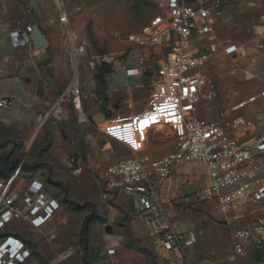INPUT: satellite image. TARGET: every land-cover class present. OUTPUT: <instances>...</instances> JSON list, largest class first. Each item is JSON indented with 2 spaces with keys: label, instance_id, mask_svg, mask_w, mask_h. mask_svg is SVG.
Here are the masks:
<instances>
[{
  "label": "built area",
  "instance_id": "obj_1",
  "mask_svg": "<svg viewBox=\"0 0 264 264\" xmlns=\"http://www.w3.org/2000/svg\"><path fill=\"white\" fill-rule=\"evenodd\" d=\"M223 0L197 5L189 0H161L159 12L152 16L140 30L127 35V41L145 49L160 47L161 58L157 60L156 78L151 86L149 106L136 118L137 133L158 132L173 127L175 142L166 153H143L120 157L101 169L100 198L104 201L128 194L140 219L145 223L155 243L164 253L175 255L174 261L193 264L186 247L197 243L200 234L196 229H181L173 219L172 202L178 210L180 188L187 182V174L181 167L203 162L206 172L203 183L196 192L200 201L217 203L220 217L235 238L232 259H242L249 254L248 246L264 247V169L262 175L253 176L243 165L259 167L264 160V133L244 138L249 131V120L238 110L248 102L264 97V87L248 100L231 107L233 114L227 119L198 116L204 101L213 100L218 94L216 80L203 71L219 49L217 43L208 46L199 42L200 37L214 31L216 17L221 15ZM60 21L70 36L67 44L74 63V78L64 94L72 101L74 109L84 110V96L77 76L79 55L85 54V46L75 44L68 27L67 13L60 9ZM14 47L33 43L32 25L14 27L10 31ZM165 37V38H164ZM224 52L240 51L236 43L224 46ZM128 76L141 73L146 59L138 57L134 49L118 59ZM14 105L10 98L0 99V107ZM24 160L8 178L0 176V229L24 217L25 210L32 225H47L61 210L60 200L46 194L44 183L34 180L24 194L11 188L19 175ZM74 175H81L90 167L76 156L66 161ZM24 206H22V198ZM259 205L261 214L252 226L242 227V208ZM178 251L179 254H175ZM115 250H110L114 253ZM72 249L63 256L70 257ZM30 251L25 241L14 235L0 239V264H32L28 261ZM264 264V256L261 260Z\"/></svg>",
  "mask_w": 264,
  "mask_h": 264
},
{
  "label": "crops",
  "instance_id": "obj_2",
  "mask_svg": "<svg viewBox=\"0 0 264 264\" xmlns=\"http://www.w3.org/2000/svg\"><path fill=\"white\" fill-rule=\"evenodd\" d=\"M36 1L37 4L35 6L30 5V0L26 5L35 10L36 19L34 21L31 20L30 25L34 23L38 24L49 39V45L41 49L36 48L34 43L27 46L14 47L10 31L17 26L25 28L26 25L21 26L16 22L12 24L13 22L6 17L8 7L5 9L2 5L0 6V11L3 12L2 17L0 16V99L10 98L14 100L12 107L6 109L0 107V134L1 138L18 140L24 143L25 152L27 154L30 153V157L36 156L37 158L35 160L30 158L29 161H45L51 165V172H47L46 174L39 173L32 181L39 180L44 183L45 189L49 185L55 190L59 182L57 179H60L62 183H67L70 180L74 184V177L79 176L74 175L66 166V161L70 157L76 156L81 162L90 165L84 173H92L97 169L101 173L104 165L113 163L124 156L115 151L111 143L107 144L103 142L102 134L105 131L102 128L96 127V125H100L103 122V116L99 117L102 121L98 123L94 121V118L101 113V105L103 103H108L111 106L114 104L116 106L114 108L112 106L109 110H106L109 115L111 111L116 112L119 108L117 98L122 93H125L127 96L123 100V103L127 107V110L124 114L134 121L138 114L149 106L151 86L157 74V60L162 56L158 58L153 56L155 48L152 50L148 49L150 52L146 57L139 54L135 50V47H142L134 46L127 41V37L125 41L131 46L130 48L124 50L118 56L112 55L110 58L105 56L97 57L95 60L93 59V61L89 62V68L84 60L79 62L84 54L79 55L77 76L84 96V110L72 109L69 105V99H65L64 94L70 86L73 77L72 73H75V70L72 54L63 38L62 27L66 31L65 25L60 21V9H63L68 15V6L64 0H55L57 4V17L54 18L52 16L50 24L57 23V25L52 26L53 28L48 30L42 24L39 15V11L44 6L43 2L46 0ZM189 1L197 5H205L209 4L212 0ZM223 1L222 12L220 16L216 17L214 31L199 39V42L206 46L211 43H217L219 46L218 51L213 54L211 61L203 68V71L206 72L210 68V65L219 57L230 56L236 60H244V57L256 53L260 54V56L257 60L258 63L253 68L257 73L264 72V0ZM19 18H23L21 12L19 13ZM231 43H236L240 47V51L233 54L225 53L223 50L224 46ZM132 49H134L138 57L146 59V63L141 68V73L128 76L118 59L124 57ZM105 63L110 65L112 72L106 74V83L103 84L97 80L96 74L104 69ZM245 67L244 69L249 68V66ZM151 69L153 70V74L150 73ZM262 79L264 81V74L262 75ZM262 87H264V84L255 93L236 100L227 107V112L224 115L217 114L218 116H214L211 111H207V115L200 116L227 119L233 114L231 111L233 105L240 101L248 100L250 96L257 94ZM217 97L218 94L213 100H216ZM213 100H210V102ZM204 102L201 103L199 111L202 109ZM238 111L246 116L250 123L249 131L246 135H243L244 138L264 133V97H260L254 102H248ZM114 127L116 128L115 125ZM46 130H48V135H46ZM150 133L156 134V132ZM39 137H41V141L37 146V142H39L37 139ZM125 144L128 143L125 142ZM171 147L172 145L161 152L148 153H166ZM189 165L181 167L180 171L187 174V182L190 178L199 176L196 183L186 185V187L191 185L196 186V191L194 192L196 194L203 183V178L202 175H198L194 170L188 168ZM244 166L253 171V176L262 175L264 160L263 165L259 167ZM50 177H52V180H50ZM185 194H187L186 191ZM50 195L60 199L59 196L53 193ZM119 198H127L133 204L132 198L126 193H121L115 200ZM180 198L178 204L182 203ZM210 202L216 206L218 212L217 222L219 229L216 231V234H218L216 242L206 238L208 236L206 234L209 233L207 230L179 226L175 222L176 226L181 229H196L200 234L199 241L185 249L192 263L262 264L261 261L253 260L255 249L252 246H248L249 254L246 257L242 259L231 258L235 253V238L222 221L217 203ZM133 207L135 209V206ZM241 212L242 218L239 224L242 227L252 226L253 221L261 214L259 205L245 206ZM145 230L151 240L154 241L147 227H145ZM211 235L213 236L212 231ZM161 251L163 252L162 249ZM163 254L173 264H181L176 262L177 258L175 255L172 258V255L164 252ZM175 254H179L178 251ZM175 259L176 261H174Z\"/></svg>",
  "mask_w": 264,
  "mask_h": 264
},
{
  "label": "rangeland",
  "instance_id": "obj_3",
  "mask_svg": "<svg viewBox=\"0 0 264 264\" xmlns=\"http://www.w3.org/2000/svg\"><path fill=\"white\" fill-rule=\"evenodd\" d=\"M28 1L0 0V6L2 5L5 9L8 7L6 17L13 22L12 24L16 22L21 26H27L30 25L31 20L36 19L35 10L26 5ZM64 1L68 6V27L71 36L77 45H84L86 49L79 62L84 60L88 66L89 62L97 57L118 56L130 48L131 46L125 41L127 35L140 30L152 16L159 12L161 0ZM43 5L39 11L40 20L50 30L53 28L52 26L57 25V23L50 24V18L52 16L57 17V4L55 0H46ZM20 12L23 18H19ZM2 14L3 12L0 11V16ZM62 29L64 41L68 44L70 36L63 27ZM74 32L76 33L74 34ZM135 50L145 57L150 52L148 49L138 47H135ZM154 51L153 56L157 58L164 54L161 48H155ZM259 56L260 54L254 53L244 57V60H236L230 56L216 59L206 72L218 83V97L211 102H204L197 115L205 116L207 111H211L214 116H218L217 114L224 115L227 112V107L236 100L255 93L264 84L262 79L264 72L257 73L253 68L258 63ZM245 65L249 68L244 69ZM150 73L153 74L152 69ZM72 76L74 78V73ZM126 96L125 93H122L117 98L119 108L116 112L111 111L109 115L107 111L101 109L104 120L96 127L105 131L102 134L103 142L111 143L115 151L124 155L123 157L148 152H161L173 145L176 140L173 127L160 130L156 134L148 133L147 135L134 131L137 117L132 121L124 114L127 110L123 103ZM112 106L116 107L114 104ZM96 109L98 108L96 107ZM41 137L37 139L39 141L37 146L40 144ZM1 141L6 144L0 148V153L9 149L12 140L2 137ZM14 156L20 157L24 162H28L30 158L32 160L37 159L36 156L30 157V153L27 154L25 149L20 150V153ZM2 166V173L7 176L10 175L11 168ZM188 168L194 170L198 175H203L206 164L203 162L191 163ZM74 178V184L70 180L67 183H62L60 179L55 178L65 185V187L59 185L55 190L47 185L45 192L48 195L59 192L62 196L61 193L65 188L68 191L67 197L64 196L61 210L47 225L35 228L28 211L25 210L22 220L10 223L4 230L0 231L5 235H21L31 250L35 248L40 253L43 260L32 250V256L29 258L30 263L92 264L85 257L79 242L80 228L83 222L90 217L88 221L90 227L89 249L96 255L99 264H173L163 254L160 247L151 240L145 230V223L138 216L130 200L119 198L104 201L100 198L102 186L99 183V169ZM198 179L199 176L190 178L180 188L179 193L173 194L174 197L181 195L180 201L182 202L179 204L178 210L174 208L176 201L172 202L173 219L179 226L209 231L210 234H206L208 235L206 238L216 242V236H218L216 231L219 229L216 206L210 201H200L195 193L185 194L186 185L196 183ZM31 182L30 179L17 177L14 179L11 188L13 190L18 189L24 194ZM24 199L25 196L23 195L22 206H24ZM67 249H72L73 254L65 258L63 253ZM112 249L115 250L114 253H110Z\"/></svg>",
  "mask_w": 264,
  "mask_h": 264
},
{
  "label": "trees",
  "instance_id": "obj_4",
  "mask_svg": "<svg viewBox=\"0 0 264 264\" xmlns=\"http://www.w3.org/2000/svg\"><path fill=\"white\" fill-rule=\"evenodd\" d=\"M110 72H112V69H111L110 65L105 63L104 64V69L99 71V73L97 74V79L101 83L105 84L106 83V74H109ZM45 132H46V135H48V130H46ZM1 140H2V138H1V134H0V148L4 147V145L6 144L5 142H2ZM22 149H25L24 143H22V142H20L18 140H12L9 149L4 150V151H2L0 153V176L1 177L8 178L10 176V175H8V176L4 175L2 173V169H3L2 165L9 166L11 168V173H12L13 170L16 167H18L19 164L22 162V159L20 157L14 156L15 154H19L20 150H22ZM51 169H52L51 165L48 162L38 161V160L37 161H28V162H24L22 164L21 171H20V173H19V175L17 177H22V178H27V179L32 180L39 173L46 174L47 172L48 173L51 172ZM50 178H51L50 180H52V177H50ZM59 185H63V184L61 182H58L57 183V188H58ZM63 186L65 187V185H63ZM61 194H62V196H60V193L58 192L55 195L60 197L59 200H60L61 204L63 205L64 196L67 197V194H68L67 189L65 188L64 191ZM110 200H115V199L111 198ZM89 218L90 217H88L83 222V224H82V226L80 228V236H79V240L80 241L79 242L81 244V247L83 249V253H84L85 257L90 262H92V264H99V262L97 261L96 255H94L89 249V229H90V227L88 225ZM22 219H23V217L20 218V219L15 220L14 222L20 221ZM2 230H4V229H2ZM2 230L0 229V231H2ZM11 235H14V236H17V237L21 238V235H19V234H11ZM5 236H7V235H5L4 233L2 234L0 232V239L5 237ZM25 243L27 244V246L29 248V251H30L29 258L32 256V250H33V253L37 254L42 259L40 253H38L35 250V248H33L31 250L29 245H28V243L27 242H25ZM29 258H28V261H29Z\"/></svg>",
  "mask_w": 264,
  "mask_h": 264
},
{
  "label": "water",
  "instance_id": "obj_5",
  "mask_svg": "<svg viewBox=\"0 0 264 264\" xmlns=\"http://www.w3.org/2000/svg\"><path fill=\"white\" fill-rule=\"evenodd\" d=\"M36 4H37L36 0H30L31 6H35ZM32 39H33V43H34L35 47L38 49L47 47L49 45V39L47 38V35L43 32L41 27L36 23H34L32 25ZM105 57L110 58V56H108V55H106ZM69 105L72 109H74V106H73V103L71 100H69ZM101 107H102V109H104L106 111V110H109L112 106L109 105L108 103H103L101 105ZM101 116H103L102 113L98 114L94 118V121L96 123L101 122L102 121L100 119ZM103 118H104V116H103ZM195 191H196V186H194V185H191V186L186 188L187 194H193ZM257 245H258V247L255 249L254 254H253V260L261 261L263 259V256H264L263 241H257Z\"/></svg>",
  "mask_w": 264,
  "mask_h": 264
}]
</instances>
